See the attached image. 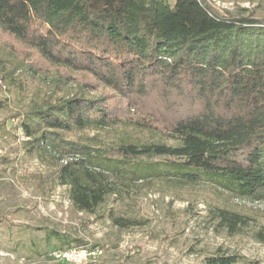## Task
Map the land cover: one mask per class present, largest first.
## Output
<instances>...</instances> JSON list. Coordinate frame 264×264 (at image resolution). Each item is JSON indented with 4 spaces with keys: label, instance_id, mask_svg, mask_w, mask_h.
<instances>
[{
    "label": "trees",
    "instance_id": "16d2710c",
    "mask_svg": "<svg viewBox=\"0 0 264 264\" xmlns=\"http://www.w3.org/2000/svg\"><path fill=\"white\" fill-rule=\"evenodd\" d=\"M0 29L31 49L2 80L52 67L64 71L55 72L56 85L73 80L77 88L33 100L23 117L25 145L58 164L37 175V185H67L71 205L84 213L115 191L112 172L133 181L207 180L231 197L264 203V21L221 14L205 0H0ZM33 54L40 65L27 61ZM117 125L156 130L175 145H120L109 169L96 160L95 138L69 137ZM140 157L179 161L140 177L127 162ZM213 218L230 235L248 225L227 208ZM110 219L118 228L135 225ZM254 238L264 244V228ZM240 259L214 256L207 264Z\"/></svg>",
    "mask_w": 264,
    "mask_h": 264
},
{
    "label": "rangeland",
    "instance_id": "374dc122",
    "mask_svg": "<svg viewBox=\"0 0 264 264\" xmlns=\"http://www.w3.org/2000/svg\"><path fill=\"white\" fill-rule=\"evenodd\" d=\"M165 1L170 6L175 2ZM205 1L221 14L227 11L264 21V0ZM30 50L0 29V55L7 56L0 64V264H60L51 258L52 251L73 246L76 240L103 251L97 264H207L208 259L223 255L240 256L236 264H264V244L254 238L264 228V203L231 197L210 181L184 184L174 176L133 181L129 173L112 172L108 180L115 191L92 213L78 212L70 203L69 187L58 180L37 185L35 177L50 173L58 164L25 145L23 117L33 100L59 98L77 88L73 80L56 85L55 72L64 71L52 67L36 73L18 71L13 80H2L11 63L26 59ZM27 61L41 64L36 54ZM82 136L95 138L96 160L109 169L120 159V145H175L156 130L127 125L69 135ZM178 161L127 160L129 169H136L140 177L153 165ZM217 207L241 214L248 225L239 234H228L213 218ZM111 214L135 225L118 228Z\"/></svg>",
    "mask_w": 264,
    "mask_h": 264
},
{
    "label": "built area",
    "instance_id": "2783aa9c",
    "mask_svg": "<svg viewBox=\"0 0 264 264\" xmlns=\"http://www.w3.org/2000/svg\"><path fill=\"white\" fill-rule=\"evenodd\" d=\"M67 159L61 160L66 163ZM103 251L96 246H79L52 251L51 258L60 264H97Z\"/></svg>",
    "mask_w": 264,
    "mask_h": 264
}]
</instances>
